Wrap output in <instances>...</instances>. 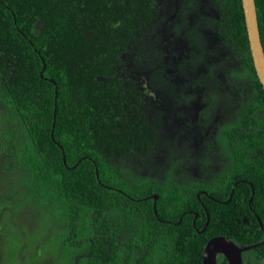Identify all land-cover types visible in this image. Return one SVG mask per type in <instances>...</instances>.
<instances>
[{
    "label": "trees",
    "instance_id": "trees-1",
    "mask_svg": "<svg viewBox=\"0 0 264 264\" xmlns=\"http://www.w3.org/2000/svg\"><path fill=\"white\" fill-rule=\"evenodd\" d=\"M254 2L264 52V0ZM157 4L0 0V179L7 171L15 174L29 215L56 219L54 240L18 229L0 233L6 254L0 264H202L213 237L241 246L264 240V90L241 0H214L220 19L210 28L219 38L208 50L195 19L188 27L186 19L181 22L192 70L220 52H238L244 63L243 72L233 74L243 78L247 101L234 123L215 136L225 153L214 160L224 172L216 184V178L200 183L172 175L194 166L174 159L176 144L162 126L159 99L144 101L138 91L165 88L152 77L138 84L136 73L161 65L163 28L173 31V41L179 33L177 23L162 26L167 15L156 16ZM201 22L207 26V19ZM143 103L146 117L138 107ZM149 153L166 171L162 180L127 169ZM239 180L244 182L233 186ZM199 189L212 197L201 194L203 206L195 197ZM12 214L11 208L0 212ZM243 264H264V244L244 253Z\"/></svg>",
    "mask_w": 264,
    "mask_h": 264
},
{
    "label": "flooded vegetation",
    "instance_id": "flooded-vegetation-1",
    "mask_svg": "<svg viewBox=\"0 0 264 264\" xmlns=\"http://www.w3.org/2000/svg\"><path fill=\"white\" fill-rule=\"evenodd\" d=\"M189 2L193 4L190 6ZM155 14L156 16L167 15L166 20L162 24L163 27H166V23H177L180 27L177 36L178 40L173 41V31L167 34L166 31L168 29L163 28L161 44L163 59L160 61L162 62L161 65L155 67L153 73L148 67L141 68V73L138 71L136 73L141 78L138 84L142 80L145 84L144 80L149 82V77H152L151 80L155 86L158 79L165 88L160 89L157 87L155 91H151L142 87L138 91L142 93L144 101L149 99L155 102L159 99L161 102L160 119L162 126L166 131L167 138L176 144L174 159L178 161L187 160L186 165L190 163L194 166L191 168L192 171H177V174H186L184 176H190L193 181H199L200 183L216 178L212 180L216 184L224 172L218 171L219 168L216 167L214 160L215 158L223 157L225 153L223 145H221L220 141L215 140V136H217L221 128L228 127L234 123L240 107L248 98L246 88L244 90L240 88L243 78L236 77L233 74L237 71L243 72L241 70L244 66L242 56L238 52H220V57L210 55L194 70L187 66L190 63L189 53L192 51V47L187 39L184 38L186 37L184 29L192 26L193 19H195L196 23V34L204 40L206 50L213 47L219 38L215 29L210 28L211 25L212 28H215V21L220 19L214 6V0H158ZM203 18L207 19V26L201 22ZM183 19H186L187 27L181 23ZM152 21L156 22V19H152ZM205 65H209V67L206 69ZM126 67L133 68L134 65L129 63ZM129 76L132 77L130 72ZM146 104L143 103L138 106L145 117L144 106ZM178 146L183 147V149H179ZM151 153L146 158H143V162L136 161V163L131 162L129 164L127 169L132 176H158L156 178L163 179L166 171H161L158 162H155L154 158L150 156ZM194 159H200L201 162H196L195 164L192 162ZM205 161H210L211 167H204ZM120 164L118 161L114 162L116 167H119ZM200 169H213L216 171H201ZM134 171H144V173L137 174ZM147 171H157L158 174H148ZM226 180L228 178L225 176L224 185ZM239 182L244 181H235L233 186ZM0 191H2L1 185ZM231 192H233V189ZM201 194L209 197L208 199L210 200L212 197L207 195L206 190L199 189L195 197L200 202V205L203 206L200 199ZM231 196L232 193L227 201L230 200ZM256 216L254 214V217ZM194 217L196 219L198 214L195 213ZM222 259L226 261L221 254L216 256L217 263L222 261Z\"/></svg>",
    "mask_w": 264,
    "mask_h": 264
},
{
    "label": "water",
    "instance_id": "water-1",
    "mask_svg": "<svg viewBox=\"0 0 264 264\" xmlns=\"http://www.w3.org/2000/svg\"><path fill=\"white\" fill-rule=\"evenodd\" d=\"M241 6L246 27L247 39L249 43L250 55L252 58L253 68L259 83L264 90V52L260 40L259 29L254 0H241ZM153 211L155 212V203L157 195L152 196ZM250 203V200H249ZM260 229L263 230L261 221L257 218ZM207 224V223H206ZM205 224V225H206ZM194 226V223H193ZM204 229L202 230V232ZM260 243L250 246H240L224 236L214 237L207 241L203 253L202 264H217L216 256L221 254L227 261V264H243L242 254L246 253L260 245Z\"/></svg>",
    "mask_w": 264,
    "mask_h": 264
},
{
    "label": "rangeland",
    "instance_id": "rangeland-1",
    "mask_svg": "<svg viewBox=\"0 0 264 264\" xmlns=\"http://www.w3.org/2000/svg\"><path fill=\"white\" fill-rule=\"evenodd\" d=\"M165 164L166 165L168 164L167 160ZM134 172H136L137 174L144 173V171L143 172L134 171ZM147 172L148 174H153V175L158 174L157 171H147ZM176 174L177 171H173L172 175H176ZM154 177H158V176H154ZM0 185L2 187V191H0V201H1L0 212L3 213L7 211L9 208H11V210L13 211V214L8 217L0 216V227L5 226L3 230L0 231V233H7L18 229L20 233L26 234V236L37 235L38 232H41L43 235L49 236L50 239L54 240L55 239L54 233L56 231L55 230L56 219L49 218L47 221L38 218L37 213L35 214L34 217L32 215H29L30 207L25 202L23 203L20 190L17 191L19 187L17 176L7 171V176L4 175L3 179H0ZM8 225L10 226L9 229L11 230L9 229L6 230V227ZM5 255H6L5 253L0 251V259H5L6 258Z\"/></svg>",
    "mask_w": 264,
    "mask_h": 264
}]
</instances>
